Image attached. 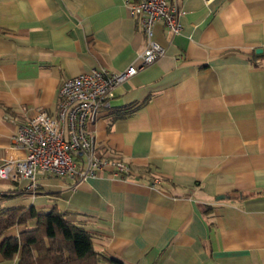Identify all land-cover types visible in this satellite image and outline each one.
Masks as SVG:
<instances>
[{
    "label": "crops",
    "instance_id": "crops-1",
    "mask_svg": "<svg viewBox=\"0 0 264 264\" xmlns=\"http://www.w3.org/2000/svg\"><path fill=\"white\" fill-rule=\"evenodd\" d=\"M132 1L0 0V165L23 155L19 125L56 115L67 79L140 65L147 36ZM173 2L182 32L154 26L166 55L118 86L89 128L130 178L41 176L35 193L0 180V207L56 209L122 264H264V0Z\"/></svg>",
    "mask_w": 264,
    "mask_h": 264
},
{
    "label": "built area",
    "instance_id": "built-area-1",
    "mask_svg": "<svg viewBox=\"0 0 264 264\" xmlns=\"http://www.w3.org/2000/svg\"><path fill=\"white\" fill-rule=\"evenodd\" d=\"M129 5L132 17L147 36L140 65L118 73L96 69L67 79L59 91L56 115L42 111L19 125L13 143L23 155L0 165L1 181L26 180V191L35 193L41 176L70 181L73 187L103 173L111 178H130L131 166L101 155L89 128L113 110L118 86L166 55V49L153 40V28L162 23L172 36L180 34L183 11L173 0H137ZM158 183L155 181L153 188Z\"/></svg>",
    "mask_w": 264,
    "mask_h": 264
},
{
    "label": "trees",
    "instance_id": "trees-1",
    "mask_svg": "<svg viewBox=\"0 0 264 264\" xmlns=\"http://www.w3.org/2000/svg\"><path fill=\"white\" fill-rule=\"evenodd\" d=\"M31 222H36L34 228L6 237L12 228L28 227ZM0 255L7 261L19 258L17 264H99L102 259L122 264L96 252L90 233L68 222L65 214L56 209L42 213L35 207H0Z\"/></svg>",
    "mask_w": 264,
    "mask_h": 264
}]
</instances>
